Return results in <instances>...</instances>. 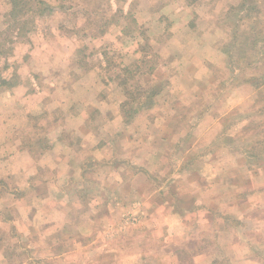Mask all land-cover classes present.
I'll return each instance as SVG.
<instances>
[{"label":"rangeland","instance_id":"374dc122","mask_svg":"<svg viewBox=\"0 0 264 264\" xmlns=\"http://www.w3.org/2000/svg\"><path fill=\"white\" fill-rule=\"evenodd\" d=\"M5 2L0 264H196L203 249L213 264H264V0H21L17 21ZM150 146L170 166L194 159L197 177L232 183L238 206L225 212L215 195L211 213L243 233L207 227L199 238L189 213L177 222L186 234L162 224L154 234L151 206L194 208L183 187L145 201ZM52 207L53 235L41 219L19 240V214ZM35 239L50 249H28Z\"/></svg>","mask_w":264,"mask_h":264},{"label":"crops","instance_id":"0c3cea01","mask_svg":"<svg viewBox=\"0 0 264 264\" xmlns=\"http://www.w3.org/2000/svg\"><path fill=\"white\" fill-rule=\"evenodd\" d=\"M1 2L2 3L4 2L3 4L6 3L5 0H0V3ZM50 7H51L49 9L50 13H51V10L55 11L54 6H50ZM0 24H1V20H0ZM1 88H5V87L1 86ZM211 134H212V131L209 132L208 138L211 137ZM175 136L178 139L183 138V135H181L179 133H177ZM192 137L195 138L196 136L194 135ZM162 140L166 141V140H168V138L162 137ZM193 147H195V144L193 145ZM193 147H192V150H193ZM178 150H179V147H178ZM180 150L182 151L181 147H180ZM150 152L151 153L149 155L148 162L145 165V168H146V174L148 175V178L146 179V185H148V186L150 185L151 189L148 193L149 196L145 201L147 202L149 199L151 201V205H153V197L154 196H156V195L164 196L163 194H165L166 192H168V193L173 192L174 193V191H178L177 188L183 187L184 190L186 191L187 195H188L187 197H189L190 200H192L193 208H194V209H192L193 211L190 212V211H187L184 209H180V208L176 207L175 204L174 205L172 204L171 209L173 208V210H175V213H169L170 210H168L166 212V214L159 216V214H157L156 209H154V207L151 206L152 209H150L149 216H150V219L152 220V222L154 224H156L153 226V227L156 226L153 229L154 234L156 233L155 231H158L157 226L159 224H162L164 226L163 229L167 230V232L169 234L170 233L171 234L176 233L177 235H182V232L185 233L184 231L186 228H185L184 224H178L177 222L180 218H189V216H188L189 213L193 217V218L191 217V219L193 221L192 226L196 227L195 223H197V232H198L197 235L199 238L204 237L205 234L203 231L204 230L208 231V228H210L212 231L218 230V232H219L218 234L223 233L221 235L229 236V237H232V236L236 235L237 233H243L241 231H238L237 230L238 228L235 227L233 223H231V220H230L231 218L228 215H223V216H219V215L215 216L214 215L212 217V213H211V208H213L212 203L217 201L215 195H222L225 197V199H223L222 203H221V206H223L224 208H228L227 210H224L225 212L229 211V209L230 210L235 209L238 206L239 201L237 199L233 200L232 195H230V193L232 192V190L230 188H234V185L232 183H229L227 180L225 181V180H221V179H216V177L214 179H212V178L209 179L208 178L209 174H204V176L201 177V173H200V174H198V177H197V173L200 172L199 169L201 167H199V165H197V163L196 164L194 163L195 162L194 159H193V162L188 161L187 163H184L185 160L182 159V162H180V163L178 162V164H175V165H172L175 162V161H172L173 163L170 166L168 164L169 163L168 160H166V157L165 156L160 157L163 154H160V151L156 152V150H154L153 146H150ZM200 156H202V154H200ZM204 159H205V157H204ZM175 160H178V157H176ZM202 164L204 165L203 166L204 171L208 170L210 172H213L214 169H216L214 162L213 163L207 162V163H202ZM64 170H67V168ZM159 172L161 175L160 181L164 180L162 183L163 185L155 186L153 178L156 179V177H158V176L154 173H159ZM182 172H185V173H187V175H190V176H188L186 180L180 181V180H178L177 177H180V176L183 177L184 175H182ZM178 174H179V176H178ZM28 180H30V178H28ZM126 180H127V178L124 176V177H122V180L119 183L117 182L118 184H116V185H118L120 187L121 185H123L127 182ZM32 181H33L32 187L29 186L28 188H32V191L34 192L35 188H36L35 185H38L41 181L40 180L35 181V179ZM48 186L53 187V185L51 183H49ZM54 186L57 187V184L54 183ZM153 186L155 187L154 189H153ZM22 187H26V186L24 185ZM157 188H159V189H157ZM221 191H222V193H219ZM51 193H52V191L50 192V194ZM50 200L52 201L51 196L49 197V201ZM55 201L56 200H53L52 203H55ZM118 201H120V199H118ZM256 201H258V200H256ZM21 202L24 203L23 200H21ZM195 202H196V208L194 206ZM244 207H243V209H244ZM52 208L53 209H50L47 214L44 213L45 215L44 214L42 215L39 211H34V210H33V213H32V211H29V210L27 212H25V210H24L23 211L24 214L20 213L19 217L22 220V224H21V226H18V228H17L18 236H20L19 240H22L23 238L25 240L26 239L25 236H32V238H34L35 233L38 232L36 230V225L40 224L39 220H41V219H45V220L47 219L49 221V224L46 223L47 228L46 229L41 228V230H45L48 233V237L53 235L52 233L54 232L55 225L51 221H54L55 207H52ZM201 209L203 211H201ZM199 212H202V213H199ZM30 214H31V216H30ZM68 216L70 217V214H68ZM243 216H244V214L240 213V215L238 216L239 220L241 218H243ZM3 220H5V218H3ZM238 221H236V223ZM261 222L264 223V219L260 220V223ZM190 223H187V224L189 225ZM238 225H240V224L238 223ZM241 229H242V226H241ZM145 231L148 234H151V232H148L147 229H145ZM243 231H245L244 228H243ZM40 237H42V236H40ZM42 238H44V237H42ZM220 240H221V238H220ZM220 240H218V242H220ZM5 243H7V239L1 240V242H0V253H2L1 251H3V246ZM229 243H231V242H229ZM42 244L44 245L45 242H42ZM20 247H21V250H25L24 244L21 243ZM32 248L37 249V251H39L41 249H50L49 246L47 248L46 247L43 248V246H41V244H40V241H38L37 239H35V241H33V244L31 246H28V249H32ZM203 250H205L207 252V254L198 253V255L194 258L195 263L196 264H213L216 261V256L214 255V251L212 249H203ZM239 264H245V262L240 261Z\"/></svg>","mask_w":264,"mask_h":264},{"label":"trees","instance_id":"16d2710c","mask_svg":"<svg viewBox=\"0 0 264 264\" xmlns=\"http://www.w3.org/2000/svg\"><path fill=\"white\" fill-rule=\"evenodd\" d=\"M11 6H12V10H11V14L10 17L14 18V20L17 21V18L21 15L23 9H22V5H21V0H9ZM44 10H42L41 8L39 9V14H43ZM11 84L6 80V78H2L1 81V86L2 87H11ZM148 237H151V234H147ZM155 238V237H154Z\"/></svg>","mask_w":264,"mask_h":264}]
</instances>
